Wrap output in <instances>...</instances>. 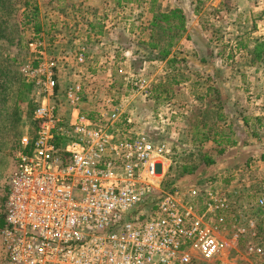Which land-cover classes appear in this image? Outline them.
Wrapping results in <instances>:
<instances>
[{
    "label": "built area",
    "instance_id": "built-area-1",
    "mask_svg": "<svg viewBox=\"0 0 264 264\" xmlns=\"http://www.w3.org/2000/svg\"><path fill=\"white\" fill-rule=\"evenodd\" d=\"M29 48L41 60L23 70L39 89L36 129L21 139L7 181L3 264H214L226 248L228 199L210 180L163 187L173 155L169 118L142 122L132 104L150 96L147 80L132 76L125 95H107L85 113L84 86L60 90L59 62L40 38ZM85 60L80 48L75 61Z\"/></svg>",
    "mask_w": 264,
    "mask_h": 264
},
{
    "label": "rangeland",
    "instance_id": "rangeland-1",
    "mask_svg": "<svg viewBox=\"0 0 264 264\" xmlns=\"http://www.w3.org/2000/svg\"><path fill=\"white\" fill-rule=\"evenodd\" d=\"M157 1L158 10L173 6L186 13L187 33L176 43L178 47L173 46L164 66L152 65L142 71L141 63L156 53L138 47L146 37L139 30L143 22L133 16L119 15L122 20L107 25L102 38L109 52L84 42L76 51H72L74 45L67 47L70 51L66 53L52 44L60 30L51 33V21L44 17L50 10L59 13L64 0H0V229L15 154L22 149L21 139L32 138L36 128L32 107L39 89L23 70L41 61L29 48L32 40L40 38L44 53L61 66L60 90L70 82H79L86 89L85 113H91L93 106L101 108L107 95H125L127 80L140 72L155 82L148 98L138 96L132 101L138 118L142 122L169 118L164 129L165 139L174 140V171L193 169L199 164V154L213 158V186L228 199L225 227L220 232L226 248L214 264H264V208L258 204L264 199V0ZM131 2L132 8L143 7L145 0ZM238 42L246 48L237 47ZM124 44L128 54L113 50L114 45ZM80 48L85 49L83 65L73 60ZM110 55L113 59L108 64ZM241 116L248 120L244 127ZM230 124L237 129L233 139L239 144L214 143L213 138ZM250 245L261 248L262 254L248 252ZM3 262L0 238V264Z\"/></svg>",
    "mask_w": 264,
    "mask_h": 264
},
{
    "label": "crops",
    "instance_id": "crops-1",
    "mask_svg": "<svg viewBox=\"0 0 264 264\" xmlns=\"http://www.w3.org/2000/svg\"><path fill=\"white\" fill-rule=\"evenodd\" d=\"M132 7L133 5L131 0H64V6L59 13L50 10L48 12H45L44 17L50 19L51 21V23H49V31L51 33H54L57 29L60 30V33L55 35V38L52 40V44L54 46L61 47L66 53H68L70 49H68L67 47H71L73 45V47L76 46V48L72 49L73 51L75 49H78V47L85 46L86 43H94L96 48L99 49L100 52H103L105 50L109 52L110 47H107L105 45L104 38H102V35H104V30L108 28L109 24L113 25L119 20H122L119 15H126L130 17L133 16L134 18H136V20L143 22V27H139V30L141 33L143 29V35H145L146 37L144 41L138 44V47L143 48L145 52L150 51L147 44L148 37L150 35L149 32H151L150 28L153 17L159 12L166 13L172 9H175V7L170 6L166 11L158 10L157 8L159 6L157 0H145V2L143 3V7L140 5L136 6L135 8ZM184 15L186 16L185 12ZM124 20H127L126 22H128L132 19ZM130 30L132 32L134 31L133 28H131ZM178 45L179 44H177L175 47H178ZM126 46L127 45L125 44L122 47L114 45L113 50L115 52L117 50L121 53L128 54L129 50ZM174 48H171V54L164 60L156 59L154 57L149 59L148 61H143L141 63V66L143 67L142 71L150 68L152 65H155L156 67L164 66L167 62V59L173 54ZM89 50L90 49H88V51ZM112 59L113 56L111 55L107 58V60L110 61L108 64L112 63ZM73 60H75V57L73 58ZM66 61H68L69 64L71 62L70 59H66ZM124 65H127L125 66V73H130V71H128V63L125 62ZM139 74L147 80L152 89V85L155 84V82H153V80H151L150 78L142 75L141 72ZM109 75L110 70L108 76ZM86 107L88 108V105L84 104L82 106V109ZM89 109L90 111H92L95 108L93 106V108Z\"/></svg>",
    "mask_w": 264,
    "mask_h": 264
},
{
    "label": "trees",
    "instance_id": "trees-1",
    "mask_svg": "<svg viewBox=\"0 0 264 264\" xmlns=\"http://www.w3.org/2000/svg\"><path fill=\"white\" fill-rule=\"evenodd\" d=\"M186 21L187 19L184 12L179 8L172 9L166 13L159 12L153 17L147 46L150 50L149 52L155 51L156 59L164 60L171 54V48L175 46L178 40H180V38L187 33ZM36 32L38 33V29H36ZM186 38H188V35ZM163 43H166V45ZM161 44L165 45V47H161ZM246 46L247 45L242 44V42L237 43V47L239 48L245 49ZM34 108L35 105L32 107V115ZM241 122L243 123V127L248 124V120L244 116H241ZM34 124L36 125L35 122ZM227 128V130L221 131L218 137L213 138L212 141L216 144H224L228 147H235L239 144L238 139H233L237 133V129H233L232 124L228 125ZM252 136L256 137V134L252 133ZM197 160H199V164L197 166L193 169L189 168L183 170L181 173L174 171L175 166L174 164L172 166V162L163 187L166 190L173 191L176 189L186 188L191 185H198L204 180L213 181L214 174L212 173L215 166L214 159L209 156H201L199 154Z\"/></svg>",
    "mask_w": 264,
    "mask_h": 264
}]
</instances>
